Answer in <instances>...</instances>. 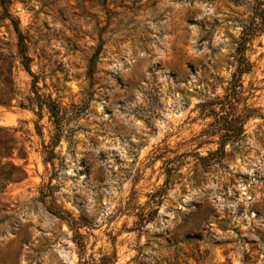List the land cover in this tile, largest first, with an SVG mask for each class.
Segmentation results:
<instances>
[{
    "label": "clouds",
    "instance_id": "clouds-1",
    "mask_svg": "<svg viewBox=\"0 0 264 264\" xmlns=\"http://www.w3.org/2000/svg\"><path fill=\"white\" fill-rule=\"evenodd\" d=\"M0 264H264V0H0Z\"/></svg>",
    "mask_w": 264,
    "mask_h": 264
}]
</instances>
